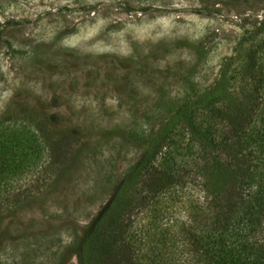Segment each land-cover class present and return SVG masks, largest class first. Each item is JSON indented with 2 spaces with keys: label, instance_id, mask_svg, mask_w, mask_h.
<instances>
[{
  "label": "rangeland",
  "instance_id": "1",
  "mask_svg": "<svg viewBox=\"0 0 264 264\" xmlns=\"http://www.w3.org/2000/svg\"><path fill=\"white\" fill-rule=\"evenodd\" d=\"M263 15L264 0H0V121L47 149L0 204V264H85L83 239L151 137Z\"/></svg>",
  "mask_w": 264,
  "mask_h": 264
},
{
  "label": "trees",
  "instance_id": "2",
  "mask_svg": "<svg viewBox=\"0 0 264 264\" xmlns=\"http://www.w3.org/2000/svg\"><path fill=\"white\" fill-rule=\"evenodd\" d=\"M244 43L151 137L83 239L85 264H264V15ZM46 153L36 129L0 121V204Z\"/></svg>",
  "mask_w": 264,
  "mask_h": 264
}]
</instances>
